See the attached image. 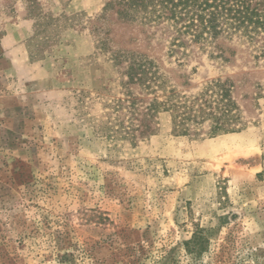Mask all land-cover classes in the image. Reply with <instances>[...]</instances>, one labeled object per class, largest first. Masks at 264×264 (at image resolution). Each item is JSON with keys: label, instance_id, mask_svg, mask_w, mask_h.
Wrapping results in <instances>:
<instances>
[{"label": "rangeland", "instance_id": "1", "mask_svg": "<svg viewBox=\"0 0 264 264\" xmlns=\"http://www.w3.org/2000/svg\"><path fill=\"white\" fill-rule=\"evenodd\" d=\"M109 1L0 0L13 32L0 86V264H264L261 44L236 34L222 53L166 23L124 22ZM137 57L189 99L228 82L237 107L225 125L240 129L209 136L207 119L179 135L161 111L142 132L153 94L126 83ZM128 92L146 99L138 119L121 102ZM196 233L204 245L193 250Z\"/></svg>", "mask_w": 264, "mask_h": 264}, {"label": "trees", "instance_id": "2", "mask_svg": "<svg viewBox=\"0 0 264 264\" xmlns=\"http://www.w3.org/2000/svg\"><path fill=\"white\" fill-rule=\"evenodd\" d=\"M106 10H113L118 19L124 22H138L142 25L166 23L180 37L190 35L192 41L197 43L210 40L222 53L228 51L222 44L225 39L242 34L260 43L264 54V0H110ZM125 73L129 78L127 84L139 85L148 94H153L144 107L146 111L141 113L142 132H153L148 121L153 114L161 111L171 114L173 130L179 135L190 134L191 130H196L207 119L212 121L209 136L240 129L225 125L227 116L237 107L228 97V82L213 83L211 92L189 99L180 96L174 89H164L163 77L148 59L137 57L130 60ZM131 95L128 92V97L121 102L128 101L138 119L140 112L137 111V104L144 103L146 99ZM195 134L199 135V132L195 131ZM203 242L200 233H196L191 241L195 243L192 249L203 248Z\"/></svg>", "mask_w": 264, "mask_h": 264}, {"label": "crops", "instance_id": "3", "mask_svg": "<svg viewBox=\"0 0 264 264\" xmlns=\"http://www.w3.org/2000/svg\"><path fill=\"white\" fill-rule=\"evenodd\" d=\"M0 31H3L0 36V86L3 83V74L9 69L7 67V63L2 64V62H6L5 60L10 58L13 54L11 40L13 38V32L11 28H8L6 25L0 26Z\"/></svg>", "mask_w": 264, "mask_h": 264}]
</instances>
